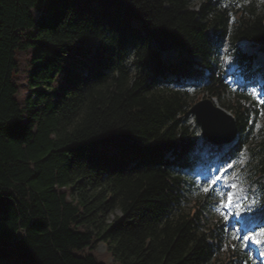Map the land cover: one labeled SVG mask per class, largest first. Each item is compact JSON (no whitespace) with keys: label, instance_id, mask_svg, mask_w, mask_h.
Segmentation results:
<instances>
[{"label":"trees","instance_id":"obj_1","mask_svg":"<svg viewBox=\"0 0 264 264\" xmlns=\"http://www.w3.org/2000/svg\"><path fill=\"white\" fill-rule=\"evenodd\" d=\"M192 1L0 0V264H252L183 170L200 159L192 87L233 117L225 158L247 151L264 208V119L220 65L227 43L249 78L264 2Z\"/></svg>","mask_w":264,"mask_h":264},{"label":"rangeland","instance_id":"obj_2","mask_svg":"<svg viewBox=\"0 0 264 264\" xmlns=\"http://www.w3.org/2000/svg\"><path fill=\"white\" fill-rule=\"evenodd\" d=\"M203 0H193L191 2L190 7L192 8H197ZM244 1H249V0H222V2L230 7H237L239 6L242 2ZM258 4H262L264 0H256ZM242 50L248 54L252 55L255 54L254 57V65L251 67L250 72L247 74L248 79L247 83H251V85H247V90H248V95L255 100L260 107H258V112L257 115L255 116V129L258 128L261 125L262 120L264 119V104H261L259 101L264 99V92L259 89L261 85H264V74H260L258 71V66L264 68V53L259 51V48L249 42H242L241 45ZM163 58H169L172 59L174 58V54L172 51H167V52H162ZM227 57V59H226ZM220 65L223 68V70H226V77L229 81L230 87L232 89L238 88L241 86L242 81V73L241 69H237L236 65L234 62H232V56L231 53L228 50V45L225 43L220 51ZM256 69V70H254ZM252 72V73H251ZM254 76V77H253ZM246 81V80H245ZM246 83V82H245ZM189 92L194 98H198L195 102L201 100V92H195L192 87L188 88ZM197 91V90H196ZM198 94L200 96H198ZM194 102V103H195ZM214 106H219V104L216 101H212ZM190 121L192 124L197 128L198 134L200 135V129L199 127L195 124L194 122V117L192 114H189ZM201 137V136H200ZM228 147V144H221L219 146H216L214 144H211L205 140L201 139L199 140L198 143V150L194 153H191L190 158L195 156V154L198 152L200 155H203L205 153L202 151L204 148H209L213 156V160H209V158H201L199 159L201 162H207L212 161L211 164L212 166H218V165H223V158L225 153V149ZM220 148V149H219ZM227 153V152H226ZM225 153V154H226ZM248 153L243 151L239 155L236 156V158L233 160L234 162V168L232 171H230L227 175L223 174L224 178V183L223 185H226L227 187L229 186V190H225L222 187H219L217 183L212 181L211 178H209L205 183H200L197 175H195V170H187L184 169L183 173L185 174L186 178L189 180L194 181L196 184V188H191L190 192H188V197L191 201H196L200 197L201 192H205L204 189H208V191H213L214 192V199L213 201L208 205V207L205 210V214L209 219H213L219 222V224L223 227L226 237H227V242L231 245V248L233 249H239L242 251V253L247 257L248 260L251 261L252 264H256L258 262V259H260V256L255 249V246L252 245L253 242H248L247 245L245 246L241 240L234 239V235H244L247 234L249 231H245L244 233H238L236 230L241 228V224H235L236 219L240 220L239 218L241 217V211L239 210H232L231 206L229 204L228 200V193H231L235 188L238 189V192L240 196L242 197H247V205L241 206L242 209L249 207L251 204V201H256L258 198L257 192H251L248 191L247 189V180H246V174L244 170V163L248 161ZM211 159V158H210ZM220 161H219V160ZM243 167V168H242ZM231 185H236V187H231ZM207 191V192H208ZM255 205L252 206V208ZM260 211L258 208L255 210V213ZM239 213V215H237ZM254 213V214H255ZM119 211L115 210L113 213H111L108 217L109 220H111L115 215H119ZM228 217V221H225L224 217ZM257 217V214H255L253 219ZM260 224H257V229H254L255 232L253 233L254 235L260 231V228H264V220L257 221ZM231 224H235V228L231 227ZM256 239H261L264 240V234L262 235H256ZM251 245V248L248 246ZM264 245V243H262ZM235 246V247H233ZM106 249V246L104 243L99 242L96 246V251L99 253H103ZM264 249V247H263ZM257 253V254H256ZM261 254V253H260ZM110 260V259H109Z\"/></svg>","mask_w":264,"mask_h":264},{"label":"water","instance_id":"obj_3","mask_svg":"<svg viewBox=\"0 0 264 264\" xmlns=\"http://www.w3.org/2000/svg\"><path fill=\"white\" fill-rule=\"evenodd\" d=\"M153 45L160 52L172 51L173 44L155 34ZM194 117L195 124L200 128L203 139L213 144L231 142L236 129L233 117L219 106H214L210 99L203 98L194 104L188 110Z\"/></svg>","mask_w":264,"mask_h":264},{"label":"snow or ice","instance_id":"obj_4","mask_svg":"<svg viewBox=\"0 0 264 264\" xmlns=\"http://www.w3.org/2000/svg\"><path fill=\"white\" fill-rule=\"evenodd\" d=\"M226 59H227V57H226ZM259 102L261 104H264V99L260 100ZM262 114H264V113H262ZM250 123H251V121H250ZM231 187L234 188V187H236V185H231ZM204 191L207 192L208 189H204ZM241 199L242 200H247V197H243ZM228 200H229V204H231L232 201H233V194L232 193H228ZM258 203L259 202L255 201V200L251 201V204L249 205L248 210L251 211L252 206L256 205ZM237 215H239V213H237ZM224 219H225V221H228V217L227 216H225ZM240 223H241L240 220H236V222H235V224H240ZM235 224H231L230 226L235 228ZM236 231L238 233H244L245 229L243 227H241V228L237 229ZM254 232H255V230H251L247 234H244V235H234L233 238L237 239V240H241L245 246L247 245L248 242H253V243H256L257 245L264 243V240L256 239V235L264 234V228H260V231L258 233H256L255 235L253 234ZM233 247H235V246H233Z\"/></svg>","mask_w":264,"mask_h":264},{"label":"bare ground","instance_id":"obj_5","mask_svg":"<svg viewBox=\"0 0 264 264\" xmlns=\"http://www.w3.org/2000/svg\"><path fill=\"white\" fill-rule=\"evenodd\" d=\"M227 191V190H229V186L227 187L226 185L224 186V191ZM235 191H237L238 189L237 188H235L234 189ZM231 206V205H230ZM232 209V208H231ZM237 220V219H236ZM249 247V246H248ZM262 247H264V246H262ZM249 248H251V247H249ZM257 254V253H256Z\"/></svg>","mask_w":264,"mask_h":264}]
</instances>
